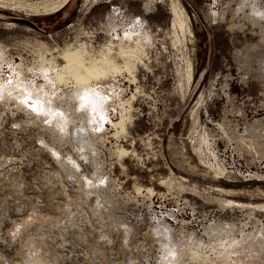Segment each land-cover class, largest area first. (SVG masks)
<instances>
[{
  "label": "rangeland",
  "instance_id": "1",
  "mask_svg": "<svg viewBox=\"0 0 264 264\" xmlns=\"http://www.w3.org/2000/svg\"><path fill=\"white\" fill-rule=\"evenodd\" d=\"M0 264H264V0H0Z\"/></svg>",
  "mask_w": 264,
  "mask_h": 264
},
{
  "label": "bare ground",
  "instance_id": "2",
  "mask_svg": "<svg viewBox=\"0 0 264 264\" xmlns=\"http://www.w3.org/2000/svg\"><path fill=\"white\" fill-rule=\"evenodd\" d=\"M174 13L176 15V10H174ZM129 32V31H128ZM128 36H132V33H128ZM109 60V59H108ZM68 61H69V64H70V67L75 69L76 71H79L80 70H83L85 69V67L82 65V62L78 56L77 53L75 54H71L68 56ZM107 61V60H106ZM104 59L101 58V62H93L92 64V67L94 70V72H96L99 68L101 72H107L110 68L108 66V62H106ZM105 65V66H104ZM53 74V72L51 73V75ZM50 75V77H51ZM55 74L52 75V77L54 76ZM55 80L58 79V76L54 77ZM90 78H94L93 81L91 82L90 81ZM106 79V78H105ZM108 79V78H107ZM87 84H83V87L87 90L89 89H94V87H99V81L96 79V77L92 76V77H88L87 78ZM16 86V85H15ZM22 87V86H21ZM91 91V90H89Z\"/></svg>",
  "mask_w": 264,
  "mask_h": 264
}]
</instances>
